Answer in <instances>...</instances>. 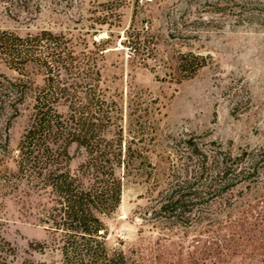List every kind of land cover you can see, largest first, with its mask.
<instances>
[{
  "label": "rangeland",
  "instance_id": "374dc122",
  "mask_svg": "<svg viewBox=\"0 0 264 264\" xmlns=\"http://www.w3.org/2000/svg\"><path fill=\"white\" fill-rule=\"evenodd\" d=\"M42 30L65 35L76 53H95L116 118L105 137L121 131L128 166L115 171L117 209L102 217L107 248L129 264H264V0L0 3V32ZM3 75L17 76L0 60V83ZM28 96L18 112H0V236L15 253L9 264H60L40 212L47 197L16 173ZM68 156L73 171L86 154L71 145ZM218 158H244L242 167L255 160V171L207 191L199 167L211 176ZM171 192L189 195L181 215L158 212Z\"/></svg>",
  "mask_w": 264,
  "mask_h": 264
},
{
  "label": "trees",
  "instance_id": "16d2710c",
  "mask_svg": "<svg viewBox=\"0 0 264 264\" xmlns=\"http://www.w3.org/2000/svg\"><path fill=\"white\" fill-rule=\"evenodd\" d=\"M30 2L0 0L22 7ZM92 45L98 46L96 42ZM0 60L17 75L2 76L0 112H18L28 95L32 101L29 122L17 146L16 173L28 190L47 197L40 212L57 239L60 264H129L121 251L109 250L105 242L107 228L102 217L111 215L120 203L121 182L115 171L127 167L128 160L121 159V131L118 140L105 137L116 118L112 103L99 87L95 53H76L65 35L48 30L25 37L2 31ZM33 70L42 76L39 86L31 80ZM71 145L86 154L73 171L69 169ZM241 160L218 158L211 176L201 163L198 176L207 175L208 180L199 186L214 191L223 185L220 193L234 187L244 173L255 171V160H249L248 167H242ZM199 194L198 190L193 193L195 197ZM188 196L165 194L158 212L183 214ZM10 255L15 256L13 249L0 236V264H9Z\"/></svg>",
  "mask_w": 264,
  "mask_h": 264
}]
</instances>
